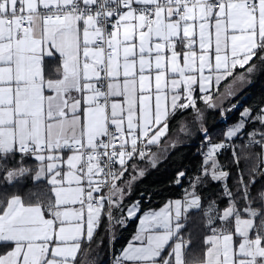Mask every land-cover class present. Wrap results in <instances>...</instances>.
Wrapping results in <instances>:
<instances>
[{"label": "snow or ice", "instance_id": "obj_1", "mask_svg": "<svg viewBox=\"0 0 264 264\" xmlns=\"http://www.w3.org/2000/svg\"><path fill=\"white\" fill-rule=\"evenodd\" d=\"M262 74L264 0H0L2 180L12 186L30 176L47 189L27 193V202L19 192L0 201V264H78L82 245L104 225L98 257L105 238L111 245L114 229L141 212L140 199L124 201L158 167L152 147L178 115L187 133L189 110L204 133L198 172L182 198L139 216L133 241L111 264H186L192 210L202 212L208 232L200 264H264V184L253 196L264 181V104L255 115L244 108L219 143L200 107L226 118L237 105L225 101ZM250 122L260 129L247 133L245 146L260 151L245 179L230 142ZM229 148L235 191L218 160ZM215 185L218 192L204 191Z\"/></svg>", "mask_w": 264, "mask_h": 264}, {"label": "trees", "instance_id": "obj_2", "mask_svg": "<svg viewBox=\"0 0 264 264\" xmlns=\"http://www.w3.org/2000/svg\"><path fill=\"white\" fill-rule=\"evenodd\" d=\"M231 104H239V106L234 111L229 112L226 118L221 117L219 110L214 111L208 109L205 111L207 112L204 115L205 128L212 141L223 139L226 128L237 122L240 112L243 111L244 108H252L253 115H255L260 105L264 104V74L259 76L253 84L246 87L237 97L230 101H226L224 107L228 108ZM201 105L202 104H200V106ZM180 119H182V117L178 115L176 119L171 122L168 134L174 133L173 129L177 126L176 124ZM251 126H253V124H248L243 137L247 136L249 131H252ZM195 131L196 135L193 140L185 144H179L174 149H170L168 159L159 167L149 170L146 176L135 184L131 196L127 197L124 201L126 206L140 199L142 205L141 212L145 210H156L164 206L169 200L183 195V190L189 186V179L194 178L202 163V156L200 155L201 145H199V142L203 140V135L199 129H195ZM232 144L236 146L235 152L237 157H239V167L245 179H248L249 172L257 164L256 153H258L260 149L258 147H246L245 143L241 141H234ZM205 149L206 147L204 150ZM232 151L233 149L230 148L226 153H220L218 160L225 166V170L230 171L231 176L227 183L230 187H233L235 191L237 167L233 162ZM18 159V156L16 159L10 158L8 166H15ZM25 165L35 167L34 163L27 160L25 161ZM5 170L4 168H0V195L3 193L4 196L8 197L13 192H19V194L25 197L27 202V193L35 192L37 195L42 196L47 190L45 184L33 183L30 176L24 178L23 181L15 185H5L2 180V175ZM178 172L186 173L179 186L173 183ZM261 184H264V181L257 182L253 189V196L256 195ZM204 191L216 193L219 191V186L215 185ZM141 193L144 194L143 197H141ZM32 202H35V200L33 199ZM243 203L242 200L239 201L241 206ZM223 206L224 204H221V207ZM254 206H258V204H254ZM116 215L119 217L118 212ZM136 221L137 218L129 221L124 227L117 226L114 229L116 239L110 245L108 239L105 238L103 246L98 250L99 256L97 257L96 242L101 236L105 235L104 225H102L97 231L93 241L90 244L85 243L82 245L80 253L78 254V264H93L94 261H97L98 264L99 262H102V264H111V258H114L132 237L135 231ZM204 223L202 212L191 211L189 213L187 226L183 230L185 238H191V244L185 251L186 264H200V261L204 259L205 246L203 240L208 234L204 227Z\"/></svg>", "mask_w": 264, "mask_h": 264}, {"label": "crops", "instance_id": "obj_3", "mask_svg": "<svg viewBox=\"0 0 264 264\" xmlns=\"http://www.w3.org/2000/svg\"><path fill=\"white\" fill-rule=\"evenodd\" d=\"M56 68H57V63H56V62H50V63H49V72H50V74H54ZM237 71H242V70L238 69ZM50 78H51V77H50ZM244 89H245V88H244ZM244 89H243V90H244ZM241 92H242V91H241ZM241 92H240V93H241ZM240 93H239V94H240ZM239 94H238V95H239ZM238 95H237V96H238ZM237 96H236V97H237ZM225 102H226V101H225ZM224 104H225V103H224ZM200 107H201L202 110H204V115H205V114L207 113V112H205V111L208 110V109H204L203 104H202ZM239 117H240V115H239ZM233 124H234V123H233ZM249 124H251V125L253 124V126H251V130H253V129H260V125H259L258 123H251V122H250ZM203 125H204V127H205V125H206V124H205V116H204V120H203ZM231 125H232V124H231ZM231 125H229V126H231ZM229 126H228V127H229ZM228 127H227V128H228ZM227 128H226V129H227ZM225 131H226V130H225ZM224 133H225V132H224ZM173 135H174V134H168V136L165 137L164 140H162L161 145H160L159 147H157V146H153V147H152V151H154V150H158V152H159L160 149L162 150L163 148H165V143H166V142L171 143L172 141H176V138H175V136H173ZM202 135L204 136V133H203V132H202ZM194 137H195V128H193V130L191 131V135H190V137H188L189 139H188L187 141L179 142L177 145H179V144H185L186 142L193 140ZM223 138H225V136H223ZM170 149H174V148H171V147L167 148V150L165 151L164 154H161V152H159L160 155H161V161H160L158 167L168 159V153L170 152ZM206 149H207V148H206ZM138 163H139V167H142V168H150V165L147 163V161H141V162H138ZM156 168H157V167H156ZM182 196H183V195H181V196H179V197H175V198H173V199H171V200H175V199H177V198H182ZM7 198H8V197H7V196H4L3 193L0 195V201H5V202H6V199H7ZM162 207H163V206H162ZM159 209H160V208H159ZM159 209H156L155 211H158ZM145 211H148V210H145ZM192 211H195V210H192ZM143 212H144V211L138 213V215H137V221H136L135 231H134L132 237L128 240V242L126 243V245H125L124 247H126L130 241H133V236H134V234H135V232H136V230H137V227H138L139 216L142 215ZM124 247H123V248H124ZM123 248H122V249H123ZM122 249L118 252V254L122 251Z\"/></svg>", "mask_w": 264, "mask_h": 264}, {"label": "rangeland", "instance_id": "obj_4", "mask_svg": "<svg viewBox=\"0 0 264 264\" xmlns=\"http://www.w3.org/2000/svg\"><path fill=\"white\" fill-rule=\"evenodd\" d=\"M180 120L177 122V124H176L177 126H175V128L173 129L174 133H172V134H174L173 136H175L176 141L184 142V141H187L189 139L188 137H190L191 131L193 130V128L200 130V125H199V123H197V122H195L193 120L191 110H189L183 116V120H184V122L186 124V127H187V130H188L187 133H181L179 131V122H180ZM262 131H264V130H262ZM195 135H196V131H195ZM165 151H166L165 148H163L162 150L161 149L159 150V152H161V154H164ZM153 152H158V150H154Z\"/></svg>", "mask_w": 264, "mask_h": 264}, {"label": "built area", "instance_id": "obj_5", "mask_svg": "<svg viewBox=\"0 0 264 264\" xmlns=\"http://www.w3.org/2000/svg\"><path fill=\"white\" fill-rule=\"evenodd\" d=\"M236 105H237V108H238L239 104H236ZM247 139H248V137H247V136H244V137H242V138H236V139H234L233 141H231L230 143H233L234 141H241V142H243V143L246 144ZM222 140H225V138H223V139H221V140H218V141H212V140H211V142H212V143H219V142L222 141ZM202 143H203V140H202L201 142H199V145H202ZM206 150H207V149H205L204 151H206ZM228 150H229V149H226V150L222 151L221 154L226 153ZM112 260H113V258H111V261H112Z\"/></svg>", "mask_w": 264, "mask_h": 264}]
</instances>
